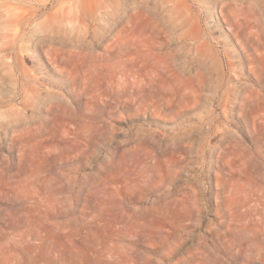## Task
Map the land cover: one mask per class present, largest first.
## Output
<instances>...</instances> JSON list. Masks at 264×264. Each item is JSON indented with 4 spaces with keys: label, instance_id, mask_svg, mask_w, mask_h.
Listing matches in <instances>:
<instances>
[{
    "label": "rangeland",
    "instance_id": "374dc122",
    "mask_svg": "<svg viewBox=\"0 0 264 264\" xmlns=\"http://www.w3.org/2000/svg\"><path fill=\"white\" fill-rule=\"evenodd\" d=\"M0 264H264V0H0Z\"/></svg>",
    "mask_w": 264,
    "mask_h": 264
},
{
    "label": "bare ground",
    "instance_id": "6f19581e",
    "mask_svg": "<svg viewBox=\"0 0 264 264\" xmlns=\"http://www.w3.org/2000/svg\"><path fill=\"white\" fill-rule=\"evenodd\" d=\"M18 22H19V21H17V23H18ZM17 23H16V24H17Z\"/></svg>",
    "mask_w": 264,
    "mask_h": 264
}]
</instances>
